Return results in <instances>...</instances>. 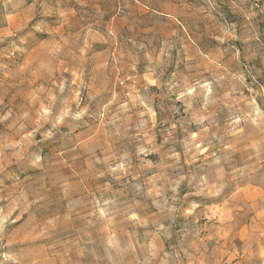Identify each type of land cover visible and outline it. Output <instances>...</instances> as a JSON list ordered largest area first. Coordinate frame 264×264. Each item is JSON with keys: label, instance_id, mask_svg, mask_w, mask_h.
Returning <instances> with one entry per match:
<instances>
[{"label": "rangeland", "instance_id": "1", "mask_svg": "<svg viewBox=\"0 0 264 264\" xmlns=\"http://www.w3.org/2000/svg\"><path fill=\"white\" fill-rule=\"evenodd\" d=\"M0 264H264V0H0Z\"/></svg>", "mask_w": 264, "mask_h": 264}]
</instances>
